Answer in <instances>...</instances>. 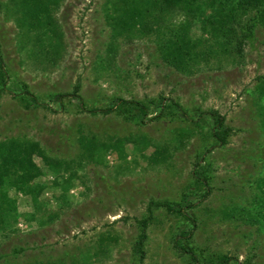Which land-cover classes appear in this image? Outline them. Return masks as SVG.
I'll list each match as a JSON object with an SVG mask.
<instances>
[{"label":"rangeland","instance_id":"obj_1","mask_svg":"<svg viewBox=\"0 0 264 264\" xmlns=\"http://www.w3.org/2000/svg\"><path fill=\"white\" fill-rule=\"evenodd\" d=\"M0 1L4 5L0 53L16 92L24 82L46 99L52 93H74L80 86L77 94L86 109L111 107L119 97L144 100L163 95L179 100L187 111V117L139 127L116 113L103 116L81 110L71 97L64 108L54 104L57 111L25 109L9 93L0 98V141L12 136L39 141L49 155L70 163L75 173L72 184L66 183L70 171L59 174L70 186L65 198L60 197L62 191L49 189L33 203L30 197L11 192L19 212L13 226L0 232V264H136L132 250L140 231L137 218L146 215L151 199L178 202L184 195L197 204L198 246L244 261L257 240L264 257V230L259 235L255 227L222 214L231 209L253 211L264 196L257 185L264 176V97L259 89L264 81L263 29L242 58H214L195 75L185 76L157 57L149 39L113 44L106 21L108 0H64L56 14L64 41L60 59L41 68L35 57L20 52L21 33L6 9L10 0ZM210 110L224 116L233 132L227 145L206 156L213 180L209 197L203 198L192 171L198 155L212 142L210 118L202 114ZM199 114L203 122L196 129L192 119ZM184 131L190 137L165 165H150L133 144L127 147L125 162L111 153L104 165L80 161L81 135L94 134L102 140L145 137L151 152L155 146L177 145L176 138ZM55 179L49 173L39 181ZM54 213L59 218L47 223ZM165 214L159 210L160 220L150 227L143 264H188L171 241L181 222L166 219Z\"/></svg>","mask_w":264,"mask_h":264},{"label":"trees","instance_id":"obj_2","mask_svg":"<svg viewBox=\"0 0 264 264\" xmlns=\"http://www.w3.org/2000/svg\"><path fill=\"white\" fill-rule=\"evenodd\" d=\"M63 1L10 0V5L6 8L8 15L14 17L21 33L20 52H28L31 58L35 57L36 62L43 65L41 68H46V64L57 63L60 59L59 48L64 46V41L56 14ZM3 7L0 1V12ZM106 21L111 28L113 44L149 39L155 46L157 57L167 67L181 75L193 76L203 66H208L214 58L219 61H232L244 56L246 46L254 41L258 30H264V0H108ZM110 48L113 52L116 50L114 45ZM11 81L0 53V98L5 94H12L25 109L57 111L54 104L58 103L64 108L66 99L71 97L81 110L103 116L116 113L126 122L139 127L154 120L187 117V111L179 100L163 95L144 100L119 97L111 107L86 109L82 98L77 94L80 86L76 87L74 93H52L45 99L24 82L16 92L12 89ZM259 89L264 97V81ZM202 114H207L210 118L208 134L212 142L198 155L192 174L195 183L203 189L201 197L206 198L211 193L213 180L206 156L215 147L229 143L233 128L226 124L225 117L216 110ZM202 114L192 119L196 129L201 127ZM190 135L187 131L180 132L176 138L177 145L155 146L151 152H148L151 145L145 137L138 139L127 136L102 140L94 134L81 135L80 161L104 165L106 155L111 153L125 162L129 157L127 147L133 144L135 151L150 165H165L173 158L174 151L185 145V139ZM134 159L136 163V157ZM71 168L66 160L49 155L39 141L21 136L1 140L0 232L10 229L18 216V200L11 195L12 191L30 197L33 203L38 202L40 194L49 189L62 191L60 197L65 198L70 186L63 184L59 174L63 170L68 172ZM49 173L56 175L52 183L39 181ZM74 175L70 171L66 183L72 184L70 181ZM257 183L258 188L264 190V176L259 177ZM259 200L260 208H253V211L231 209L222 211V214L229 220L242 221L255 227L259 235L263 234L264 196ZM159 210L165 211L166 219L173 217L181 222L171 234V241L174 251L188 264H264L257 240L250 245L249 254L244 261L238 256L209 251L198 246L195 241L198 228L197 204L188 195H184L178 202L154 199L149 201L146 215L136 220L140 230L132 250L133 257L138 261L136 264H143L146 258L150 227L160 220L157 215ZM58 218L59 214L54 213L50 215L47 223Z\"/></svg>","mask_w":264,"mask_h":264}]
</instances>
